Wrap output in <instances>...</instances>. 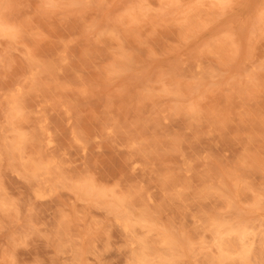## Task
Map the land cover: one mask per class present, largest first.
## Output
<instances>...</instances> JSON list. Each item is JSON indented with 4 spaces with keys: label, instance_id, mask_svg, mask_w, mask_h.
<instances>
[{
    "label": "rangeland",
    "instance_id": "374dc122",
    "mask_svg": "<svg viewBox=\"0 0 264 264\" xmlns=\"http://www.w3.org/2000/svg\"><path fill=\"white\" fill-rule=\"evenodd\" d=\"M0 264H264V0H0Z\"/></svg>",
    "mask_w": 264,
    "mask_h": 264
}]
</instances>
